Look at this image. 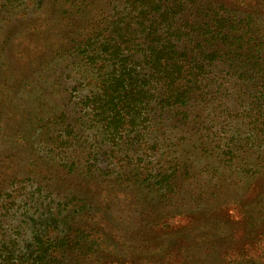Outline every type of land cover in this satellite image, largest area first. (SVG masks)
<instances>
[{"label": "rangeland", "instance_id": "374dc122", "mask_svg": "<svg viewBox=\"0 0 264 264\" xmlns=\"http://www.w3.org/2000/svg\"><path fill=\"white\" fill-rule=\"evenodd\" d=\"M230 1L251 13L264 61V0ZM14 2L0 0V245L58 237L61 264H264V110L247 87L264 70L198 100L185 124L155 116L154 151L134 135L94 141L77 47L117 2ZM90 145L111 169L87 171ZM146 169H167L172 190Z\"/></svg>", "mask_w": 264, "mask_h": 264}, {"label": "trees", "instance_id": "16d2710c", "mask_svg": "<svg viewBox=\"0 0 264 264\" xmlns=\"http://www.w3.org/2000/svg\"><path fill=\"white\" fill-rule=\"evenodd\" d=\"M115 1L112 15L98 16L77 47L89 69L85 85L90 88L79 105L96 130L94 141L98 134L101 142L116 145L134 135V141L154 151L146 129L155 116L160 119L166 113L185 124L188 108L198 100L226 91L230 80L252 82L246 74L264 70V61L252 45L258 27L250 12L239 17L233 1ZM231 4L236 6L229 8ZM247 87L264 110V84ZM90 148L88 172L112 168V157L100 154L98 146ZM153 171L146 169L143 182L150 178L154 186L171 191L170 172ZM65 244L58 237L51 241L41 235L18 249L16 240L9 238L1 241L4 262L0 264H61L57 251Z\"/></svg>", "mask_w": 264, "mask_h": 264}]
</instances>
